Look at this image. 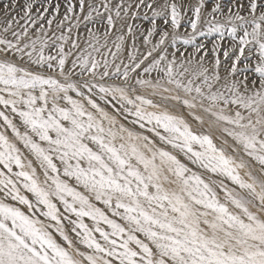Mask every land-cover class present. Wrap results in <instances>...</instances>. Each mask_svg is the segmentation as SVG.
<instances>
[{"label": "snow or ice", "instance_id": "6c2138e0", "mask_svg": "<svg viewBox=\"0 0 264 264\" xmlns=\"http://www.w3.org/2000/svg\"><path fill=\"white\" fill-rule=\"evenodd\" d=\"M0 166V264H264V0H0Z\"/></svg>", "mask_w": 264, "mask_h": 264}, {"label": "rangeland", "instance_id": "374dc122", "mask_svg": "<svg viewBox=\"0 0 264 264\" xmlns=\"http://www.w3.org/2000/svg\"><path fill=\"white\" fill-rule=\"evenodd\" d=\"M136 23H142L144 27H147V26H148L146 21H137ZM217 39H218V37H216L215 35H209V36H206V37H198V38H197V43H200V42L203 41L204 43L207 44L208 48L211 49L212 42L215 41V40H217ZM226 39H227V38H226ZM181 50L183 51V47L181 48ZM189 51H191L190 48H189ZM9 132H10V130H9ZM25 151H26V150H25ZM0 168H2V166H0ZM14 170H15V171H19V169H15V168H14ZM22 191H23V190H22ZM25 194L28 195L30 199H34V197H32V195H31L30 193L25 192ZM17 206H19V205H17ZM98 206H99V205H98ZM20 207H21L22 210H23V206H20ZM61 210H62V206H61ZM85 222H86V223H91V221H89L88 218H85ZM9 223H10V222H9ZM53 223H54V222H53ZM105 227H106V226H105ZM70 235L74 236L75 234H74V233H70ZM96 235H97V237H98L99 234L97 233ZM57 236H58V234H57ZM58 242H59V240H58ZM82 248H83V246H82Z\"/></svg>", "mask_w": 264, "mask_h": 264}, {"label": "bare ground", "instance_id": "6f19581e", "mask_svg": "<svg viewBox=\"0 0 264 264\" xmlns=\"http://www.w3.org/2000/svg\"><path fill=\"white\" fill-rule=\"evenodd\" d=\"M203 42V41H202Z\"/></svg>", "mask_w": 264, "mask_h": 264}]
</instances>
